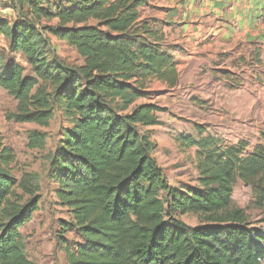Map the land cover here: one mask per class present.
Instances as JSON below:
<instances>
[{
	"label": "trees",
	"instance_id": "16d2710c",
	"mask_svg": "<svg viewBox=\"0 0 264 264\" xmlns=\"http://www.w3.org/2000/svg\"><path fill=\"white\" fill-rule=\"evenodd\" d=\"M16 2V0H13ZM26 20L0 19L7 47L0 49V87L16 101L7 119L46 127L60 111L67 126L47 153L49 179L69 217L60 221L68 264H264V130L247 152L244 139L223 145L199 127L198 138L179 136L195 148L197 185L168 183L154 153L152 126L162 111L151 102L153 81L173 88L179 73L163 47V31L142 9L152 0H17ZM55 19L52 35L83 60L69 66L43 52L31 21ZM19 54L33 75L12 55ZM139 100H146L137 103ZM45 133H27V147L41 149ZM13 152L0 142V264H34L19 229L38 209V174L16 179ZM237 181L250 187L262 216L248 221L232 205ZM193 215L190 226L179 216ZM76 234L78 242L63 237Z\"/></svg>",
	"mask_w": 264,
	"mask_h": 264
},
{
	"label": "rangeland",
	"instance_id": "374dc122",
	"mask_svg": "<svg viewBox=\"0 0 264 264\" xmlns=\"http://www.w3.org/2000/svg\"><path fill=\"white\" fill-rule=\"evenodd\" d=\"M46 3H62L65 7H71V0H44ZM154 7H144L142 14L149 15ZM26 8H20L18 1L0 0V19L8 22L14 20H26ZM36 29L41 33L44 42L43 52L51 58L55 55L65 64L81 65L83 60L79 57L75 49L54 37L52 29L56 26L55 19H41L31 21ZM7 47L6 39L0 35V49ZM13 60L24 67V74L31 76L28 64L25 63L19 54L12 55ZM241 67L233 69L239 72ZM150 101L162 108L158 113L161 121L160 125L149 127L152 139L156 143L154 157L158 165L172 186L189 187L197 185V171L195 169L196 158L195 148L186 147L179 136H193L198 138L197 131L200 127L203 134H210L222 141L223 145L229 144L228 139L232 138L235 132L242 134V139L248 143L247 152L259 142V132L262 128L257 127L249 119L250 115L244 114L247 120L240 118L237 122L233 120L235 116L230 110L228 114H219L220 104L212 103V97L203 94H190L186 91H167L149 85ZM235 105L243 103L244 96H237ZM146 100H139L142 103ZM233 99H228L231 103ZM16 101L4 89L0 87V142L9 148L14 154V160L9 164L12 175L18 179L24 172L38 174L40 184V200L38 209L33 213L29 222L20 229V234L24 244L27 258L34 264H68L62 250V242L57 235L60 234V221L67 220L69 214L67 209L60 205L55 196V184L49 179L48 162L46 155L52 151L62 135L63 129L67 126L60 111L54 112L53 119L46 127H40L33 123H18L9 121L7 116L14 111ZM246 108V107H245ZM239 108H236V110ZM264 110V98H257L253 102V110ZM224 112V110H223ZM224 112V113H225ZM250 112V107H248ZM229 116V117H228ZM232 116V117H230ZM37 130L45 133V144L41 149H31L27 147V133ZM264 130V129H263ZM232 205L242 208L250 222H256L262 216L259 209L252 204V193L250 187L237 181L233 186ZM179 218L190 226L197 225L198 219L193 215H181ZM63 237L70 243L78 242L73 231H67Z\"/></svg>",
	"mask_w": 264,
	"mask_h": 264
},
{
	"label": "crops",
	"instance_id": "0c3cea01",
	"mask_svg": "<svg viewBox=\"0 0 264 264\" xmlns=\"http://www.w3.org/2000/svg\"><path fill=\"white\" fill-rule=\"evenodd\" d=\"M150 6L153 11L143 12V17L160 24L163 47L179 73L173 88L159 81L150 85L210 96L213 104H220L219 114L228 115L226 108L237 122L247 120L242 115L249 113L250 124L254 121L263 130L264 110H253V102L264 98V0H152ZM236 67H241L239 72L233 70ZM237 96L244 99L236 106ZM241 139L235 132L227 141Z\"/></svg>",
	"mask_w": 264,
	"mask_h": 264
},
{
	"label": "built area",
	"instance_id": "2783aa9c",
	"mask_svg": "<svg viewBox=\"0 0 264 264\" xmlns=\"http://www.w3.org/2000/svg\"><path fill=\"white\" fill-rule=\"evenodd\" d=\"M202 1V0H201ZM1 35V34H0ZM2 36V35H1Z\"/></svg>",
	"mask_w": 264,
	"mask_h": 264
}]
</instances>
